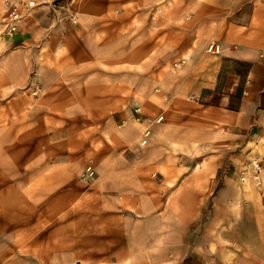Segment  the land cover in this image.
Returning <instances> with one entry per match:
<instances>
[{
  "label": "crops",
  "instance_id": "1",
  "mask_svg": "<svg viewBox=\"0 0 264 264\" xmlns=\"http://www.w3.org/2000/svg\"><path fill=\"white\" fill-rule=\"evenodd\" d=\"M6 1L0 0V246L16 247L19 261L27 259L21 248L32 244L52 262L216 263L218 256L202 247L189 250L187 215L201 213L209 199L214 213L234 198L264 199V0H188L194 12L179 16L155 14L169 0H73V24L51 13L52 0H40L29 12L20 8L25 14L10 36ZM213 42L221 51L207 54ZM183 59L170 73L169 65ZM139 67L150 87L142 116H162L146 146L139 143L144 123L121 117L129 121L118 128L114 121L122 111V71L137 76ZM126 97L139 98L137 90ZM157 102L165 107L160 114ZM176 102L192 112L171 110ZM172 117L198 119L199 136L208 133L210 145L220 140V154L158 156V136L168 140ZM177 146L186 150V139ZM251 159L262 165L259 188L240 180ZM89 164L96 176L83 185L78 175ZM123 211L142 217L124 232ZM175 213L181 233L171 240ZM39 214L57 215L43 240L33 233ZM74 214H81L76 228L85 237L76 245L68 232Z\"/></svg>",
  "mask_w": 264,
  "mask_h": 264
},
{
  "label": "rangeland",
  "instance_id": "2",
  "mask_svg": "<svg viewBox=\"0 0 264 264\" xmlns=\"http://www.w3.org/2000/svg\"><path fill=\"white\" fill-rule=\"evenodd\" d=\"M73 0H52L48 3L50 7L51 13L59 14L65 16L68 23L73 24L77 22L76 13L72 11L71 3ZM169 6H157L155 14L165 15L167 14V10L174 11L172 14L175 16L187 15L189 13L194 12V6L188 3L186 0V5H177L178 0H169ZM235 1V0H232ZM175 3V4H173ZM235 6V4H234ZM184 11V13H183ZM3 13V11H2ZM183 13V14H182ZM74 16V20L70 18V16ZM2 14L0 15V20ZM1 24V22H0ZM124 29L127 26V21L123 24ZM0 25V30H1ZM124 33V32H123ZM129 33V30H128ZM0 39V54L2 53V46H1ZM210 44V43H209ZM208 46V45H207ZM206 46V48H207ZM205 48V50H206ZM207 53V52H206ZM209 54V53H207ZM0 55V61L1 59ZM175 63H171L169 65L170 73L176 72L181 66H174ZM156 73V71H155ZM146 70L144 68H138L137 76L135 72H130V70H123L122 71V92H123V101H122V111L121 115L115 118V126L120 128L119 121L121 117H128L129 120L132 121V109L133 107H140L141 111H143V104L147 101L145 93H149L148 85H146ZM151 74V72H150ZM138 93L137 102H134V97H126L131 95V91H136ZM155 90V88L153 89ZM155 93L156 91H150ZM135 93V92H134ZM128 94V95H127ZM131 98V99H130ZM189 101L193 100V97H187ZM130 99V101H129ZM3 103V102H2ZM0 103V111H1V104ZM159 106L158 114L162 112L163 109L160 107L161 103L157 102ZM186 103H188L186 101ZM136 105V106H133ZM171 110H183V111H191V107L187 106V104H180L179 102L171 104ZM149 115V114H148ZM146 115L144 118V124L146 125L149 123L148 121H152L155 117L153 115ZM127 120V123L128 121ZM168 123L170 126V135H168V140H163L159 135L158 141L155 147L157 150L155 153H158V156L163 155L164 157L171 156L173 158L176 154L180 153V151H184V155L189 157L198 158H208V156H215L216 154H220L221 149L224 147L219 142H215L214 139H211L213 144L210 145L209 135L202 134L200 131H196L198 128V119L193 118H182V117H172L168 118ZM166 121V122H167ZM135 123V122H134ZM138 124V123H137ZM157 124V123H154ZM152 124V126L154 125ZM208 132V131H207ZM152 134V133H151ZM151 137V136H150ZM186 137V138H185ZM165 138V135H164ZM181 139H186V150L183 149L181 146L178 147V142ZM197 140H202L200 143ZM196 142V143H195ZM140 143V142H139ZM147 145V144H146ZM144 145V146H146ZM141 146V145H140ZM192 153V155H189ZM182 155V154H181ZM189 155V156H188ZM196 155V156H195ZM186 169H191V167ZM96 176V172L91 164L85 166L78 175V181L83 183V185L90 184ZM30 182L25 183L26 185ZM44 184V183H43ZM257 187V186H256ZM259 188V187H258ZM230 199V198H229ZM228 199V200H229ZM226 204H222L219 206L217 213L213 212L212 208V201L209 199L205 202V206L202 208L201 213L187 215V218L191 216L193 220L188 222L189 229L186 230L185 240L188 241L191 245L189 246V250L193 251L194 254L198 251H194L193 248L196 246L202 247L203 251L208 255H216L218 256V260L216 263L213 264H264V199L259 198H250L249 200H241L239 198H234L229 200ZM229 205H231L229 207ZM57 215L52 214H39L37 215L38 223L40 222V229L35 230V234L42 236L40 237L41 240L45 239V235L50 232V227L52 224H56L53 218ZM77 219H72V224L74 230H68L69 234L73 233L72 243L76 245L77 243H81L85 240L82 232L80 229H77L78 225V218L81 217V214H74L71 215ZM83 216V215H82ZM122 229L123 232L125 228H128L132 225L134 226L133 222H136V219L139 220L141 215L131 214L128 211L122 212ZM47 218V219H45ZM156 218V217H155ZM179 215L177 213L171 214L168 224H169V232L171 233V240H177L178 233L180 234L181 231L178 230L180 226L178 225ZM50 219L53 220L50 223ZM59 221V220H58ZM79 221V220H78ZM80 222V221H79ZM165 222V220H164ZM218 222V225H217ZM227 223V224H226ZM187 225V226H188ZM38 232V233H37ZM65 232V231H64ZM125 236L124 233H122ZM181 237V235H179ZM176 238V239H174ZM211 240V244L209 241ZM5 249V250H4ZM0 246V251H5L6 254L4 256H0V264H82L80 262H52L45 260L43 255H40L41 246L39 245H27L26 247H22L20 253H24L21 257H26L25 261L16 260L15 258L18 257L17 249L14 246H5V248ZM190 252V251H188ZM34 253H38L36 256ZM36 258V259H35ZM42 258V259H41ZM6 259V260H4ZM190 262V259L187 261ZM93 264V263H89Z\"/></svg>",
  "mask_w": 264,
  "mask_h": 264
},
{
  "label": "built area",
  "instance_id": "3",
  "mask_svg": "<svg viewBox=\"0 0 264 264\" xmlns=\"http://www.w3.org/2000/svg\"><path fill=\"white\" fill-rule=\"evenodd\" d=\"M40 0H10L6 1V12L4 17V34L7 36L12 35L14 32H16L19 21L23 18L25 13H22L20 8H24L26 11L29 12L30 9L35 7ZM70 18H74V16H70ZM74 20V19H73ZM207 53L209 54H218L221 51V48L216 43H210L208 44L206 48ZM185 63V60H181L178 63H175L174 66H181ZM132 121L136 123H143L144 118L142 116V112L140 107H133L132 109ZM162 121V116L159 115L152 121H148L143 130L140 134V145L144 146L149 142L150 136H151V126L154 123H160ZM127 124V119H121L119 121V126H124ZM241 176L240 180L242 182H245L246 179H251L252 182L255 184V186L260 187L262 185V165L257 159H251L249 160L241 170Z\"/></svg>",
  "mask_w": 264,
  "mask_h": 264
}]
</instances>
